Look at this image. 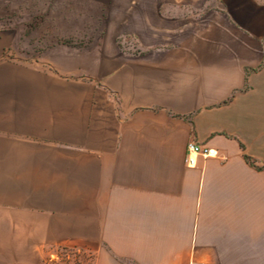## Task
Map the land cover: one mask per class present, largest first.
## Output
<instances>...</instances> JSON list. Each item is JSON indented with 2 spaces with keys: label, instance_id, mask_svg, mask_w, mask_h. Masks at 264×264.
Here are the masks:
<instances>
[{
  "label": "crops",
  "instance_id": "crops-1",
  "mask_svg": "<svg viewBox=\"0 0 264 264\" xmlns=\"http://www.w3.org/2000/svg\"><path fill=\"white\" fill-rule=\"evenodd\" d=\"M143 10L89 77L0 32V264H264V0Z\"/></svg>",
  "mask_w": 264,
  "mask_h": 264
},
{
  "label": "rangeland",
  "instance_id": "rangeland-1",
  "mask_svg": "<svg viewBox=\"0 0 264 264\" xmlns=\"http://www.w3.org/2000/svg\"><path fill=\"white\" fill-rule=\"evenodd\" d=\"M142 11L143 0H0V32L20 61L68 78L89 77L96 58L135 43L131 33ZM60 255L57 264L67 257Z\"/></svg>",
  "mask_w": 264,
  "mask_h": 264
},
{
  "label": "built area",
  "instance_id": "built-area-1",
  "mask_svg": "<svg viewBox=\"0 0 264 264\" xmlns=\"http://www.w3.org/2000/svg\"><path fill=\"white\" fill-rule=\"evenodd\" d=\"M187 161L189 162L190 166L195 165V160L190 155H200V157L203 158H211V157H217L218 153L215 149L200 146L199 144H196L194 142H191L187 146Z\"/></svg>",
  "mask_w": 264,
  "mask_h": 264
}]
</instances>
